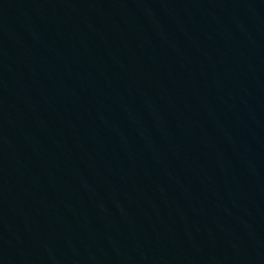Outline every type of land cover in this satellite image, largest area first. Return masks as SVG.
Here are the masks:
<instances>
[{"label":"water","instance_id":"95a60500","mask_svg":"<svg viewBox=\"0 0 264 264\" xmlns=\"http://www.w3.org/2000/svg\"><path fill=\"white\" fill-rule=\"evenodd\" d=\"M0 264H264V0H0Z\"/></svg>","mask_w":264,"mask_h":264}]
</instances>
